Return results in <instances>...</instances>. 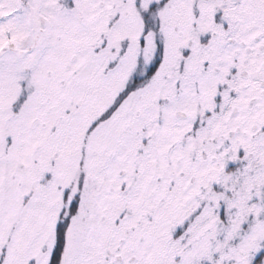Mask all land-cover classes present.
<instances>
[{
	"label": "snow or ice",
	"instance_id": "obj_1",
	"mask_svg": "<svg viewBox=\"0 0 264 264\" xmlns=\"http://www.w3.org/2000/svg\"><path fill=\"white\" fill-rule=\"evenodd\" d=\"M0 264H264V0H0Z\"/></svg>",
	"mask_w": 264,
	"mask_h": 264
}]
</instances>
